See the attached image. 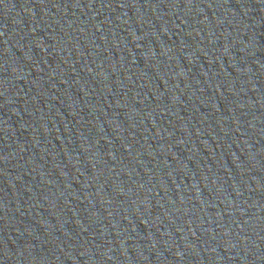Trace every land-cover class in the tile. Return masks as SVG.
<instances>
[{
  "label": "water",
  "instance_id": "obj_1",
  "mask_svg": "<svg viewBox=\"0 0 264 264\" xmlns=\"http://www.w3.org/2000/svg\"><path fill=\"white\" fill-rule=\"evenodd\" d=\"M0 264H264V0H0Z\"/></svg>",
  "mask_w": 264,
  "mask_h": 264
}]
</instances>
